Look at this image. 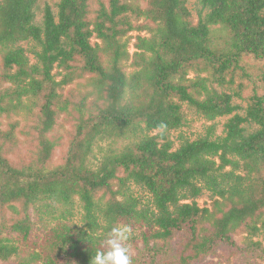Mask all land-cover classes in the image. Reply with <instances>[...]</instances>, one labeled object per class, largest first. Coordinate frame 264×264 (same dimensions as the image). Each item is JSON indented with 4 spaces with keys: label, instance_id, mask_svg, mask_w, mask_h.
I'll use <instances>...</instances> for the list:
<instances>
[{
    "label": "trees",
    "instance_id": "obj_1",
    "mask_svg": "<svg viewBox=\"0 0 264 264\" xmlns=\"http://www.w3.org/2000/svg\"><path fill=\"white\" fill-rule=\"evenodd\" d=\"M37 1H0V208L18 215L0 217V261L91 264L120 224L132 264H197L223 244L227 264H263L264 0H194L195 22L187 0H56L39 16ZM82 79L87 92L68 88ZM185 110L211 123L176 145ZM72 111L53 164L55 126ZM18 132L35 146L16 166ZM74 202L81 225L67 218ZM55 210L66 217L45 224Z\"/></svg>",
    "mask_w": 264,
    "mask_h": 264
},
{
    "label": "rangeland",
    "instance_id": "obj_2",
    "mask_svg": "<svg viewBox=\"0 0 264 264\" xmlns=\"http://www.w3.org/2000/svg\"><path fill=\"white\" fill-rule=\"evenodd\" d=\"M1 1V0H0ZM56 0H38L37 4H38V9H37V15H40V11L42 9V7L45 5V3L50 4L53 8H54V4H55ZM187 7L191 12V15L193 16V22L196 21V15H195V5H194V0H187ZM145 34L144 31H132L130 33V35H136V34ZM94 39H91V42H93ZM133 42V40H131L128 49L129 52L131 53L133 51L132 45L131 43ZM23 46L27 47V45L25 43H23ZM30 59H32V55L30 53H28ZM130 61L127 62L128 68H126L127 71H129L131 68L129 66ZM78 85H69V87H72L75 89V91H82V92H87L89 87L85 86L84 80L82 79L80 82L77 83ZM246 93V90H245ZM239 101V100H237ZM186 112V120L185 123L176 130L171 131L170 133V137L171 139H173L175 141V144L177 145V139L179 137V135H182L184 137H188L190 139H194L196 138L199 134L204 132L205 126L210 124L211 122L206 121L205 119L201 118V117H196L194 115H191L189 112H187V110H185ZM226 117H219L217 119H215L216 122V132L219 134L221 133V129H222V123L225 121ZM76 123V113H74V111H72L71 113L68 114H62L58 121L57 124L55 126V132L61 137V144L56 146L53 152V155L51 157V162L53 164H57L59 162L62 161V157L64 154V151L66 150V143L68 138L70 137V134L73 131L74 128V124ZM17 137V144L16 146L13 148V150L7 154L8 159L10 160V162L13 165H20L23 163H28L33 155V151H34V146H35V142L33 141V139L27 135H25L22 132H18L16 134ZM128 141L127 138H110V139H104L102 141H98V143L96 144V146L93 149V156L92 158H100L102 156V154H104L105 152H107L109 149L113 148V147H120L122 146L124 143H126ZM93 159V161H95ZM134 190L136 193L144 195V191L142 189H140L139 187H134ZM143 200H146L145 196L143 198ZM198 203L200 205L204 204L205 202H209L208 198H207V193L204 192V194H202L198 199H197ZM207 205V204H206ZM43 209V208H42ZM61 209V208H60ZM32 212V221L35 225V231L38 233L39 229H42V225L39 223L38 218L36 216V214ZM60 216V215H64L66 217L65 212H62L60 210H55V212H53V215H49V217L47 215H44V219L45 220V224H50L55 222V220H53V216ZM4 216L8 222V224L12 223L15 219L18 218V215L13 212L10 208H0V217ZM67 218H69L70 220H72L73 222L81 225V218H82V210L80 208V205L78 204V202H74L72 205V209H71V215L67 216ZM133 234H137V231H133ZM246 235V233H237L234 235V241L236 242L237 245H241L242 243V237H244ZM260 239V237H254L253 240H257ZM232 251L233 248L229 247L225 244L220 245L216 250L215 253L210 254L206 257H204L202 260H200V262H198L197 264H227V258L233 259L232 257ZM0 264H14L12 261L9 263H3L0 261ZM264 264V262H263Z\"/></svg>",
    "mask_w": 264,
    "mask_h": 264
},
{
    "label": "clouds",
    "instance_id": "obj_3",
    "mask_svg": "<svg viewBox=\"0 0 264 264\" xmlns=\"http://www.w3.org/2000/svg\"><path fill=\"white\" fill-rule=\"evenodd\" d=\"M131 230L128 226L116 224L111 227L107 238L102 242L103 251L97 250L91 264H132L127 241Z\"/></svg>",
    "mask_w": 264,
    "mask_h": 264
}]
</instances>
